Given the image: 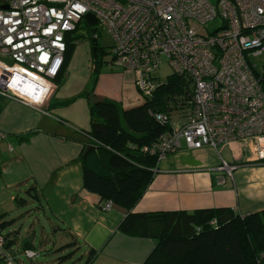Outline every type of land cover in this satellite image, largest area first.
I'll use <instances>...</instances> for the list:
<instances>
[{
  "label": "built area",
  "instance_id": "1",
  "mask_svg": "<svg viewBox=\"0 0 264 264\" xmlns=\"http://www.w3.org/2000/svg\"><path fill=\"white\" fill-rule=\"evenodd\" d=\"M87 13L97 20L91 37L98 41L104 32L112 40L105 63L133 71L144 99L161 84L152 74L163 58L173 73L191 79V98L174 110L175 119L154 114L168 126L145 150L157 164L182 143L189 149L228 146L248 163H264V69L258 73L250 62L264 54V0H218L217 6L210 0H0V96L36 109L47 102L57 87L66 37ZM216 18L220 27L203 28ZM235 168L221 159L218 180ZM111 206L106 201L103 209ZM5 244L0 228V258L11 262ZM21 254L34 259L39 253ZM257 263L264 264V252Z\"/></svg>",
  "mask_w": 264,
  "mask_h": 264
},
{
  "label": "crops",
  "instance_id": "2",
  "mask_svg": "<svg viewBox=\"0 0 264 264\" xmlns=\"http://www.w3.org/2000/svg\"><path fill=\"white\" fill-rule=\"evenodd\" d=\"M59 77L39 110L0 96V221L7 247L16 255L0 264H65L71 257L59 261V254L75 251L86 258L89 249L96 253L88 264H143L156 240L119 231L127 210L115 204L104 210L99 195L83 186V167L98 150L94 146L84 153L92 145L90 105L101 99L122 108L139 104L134 72L101 60L95 74L90 40L83 35ZM221 159L236 164L223 182L216 170ZM153 173L131 212L264 211V163H248L228 146L189 149L182 143ZM22 249L39 254L30 259Z\"/></svg>",
  "mask_w": 264,
  "mask_h": 264
},
{
  "label": "trees",
  "instance_id": "3",
  "mask_svg": "<svg viewBox=\"0 0 264 264\" xmlns=\"http://www.w3.org/2000/svg\"><path fill=\"white\" fill-rule=\"evenodd\" d=\"M82 36L75 32L67 35L62 69ZM85 36L91 38L89 29ZM99 51L98 47V66L102 59ZM56 80L60 81L59 75ZM192 89L190 78L172 72L153 96L139 105L122 108L107 99L91 103V128L87 134L98 150L95 160L83 167V186L99 195L102 207L110 201L127 210L118 225L119 231L156 240L143 264H258V256L264 252V211L245 215L226 207L192 212L130 211L150 183L157 165V157L145 150L168 130L154 114L172 113L187 103ZM5 249L14 261L16 255L9 251L7 238ZM95 253L89 249L80 264H88ZM63 258L67 256L58 260Z\"/></svg>",
  "mask_w": 264,
  "mask_h": 264
},
{
  "label": "rangeland",
  "instance_id": "4",
  "mask_svg": "<svg viewBox=\"0 0 264 264\" xmlns=\"http://www.w3.org/2000/svg\"><path fill=\"white\" fill-rule=\"evenodd\" d=\"M210 2L215 6H217L218 4V0H210ZM220 26H221V20L219 18H216V19H213L207 22L205 25H203V28L205 30H208L209 32H212L213 30H215L216 28ZM88 29L89 27L87 26V24L84 21H81L75 33L77 35H85L88 32ZM111 42H112L111 38L106 33L100 32V38L98 40V47L100 48L99 55L102 58L101 59L102 61L106 60L109 56V46ZM250 62L252 65H254V68L258 73H262V66H264V54L250 57ZM171 73H172V69L168 65L166 59L163 58L159 65V68L152 75L153 77H155V79L158 82L165 83L166 80L168 79V76ZM143 101H144V98L141 96V101L138 103L141 104ZM139 104H136V105H139ZM177 114H178L177 112L173 111L172 117L175 119L177 117ZM40 218L42 219V217ZM60 256H67V258L71 257L69 260L66 261L65 264H78L81 259L82 261H84V258H81V256L78 253H75V251H68V252L66 251V253H61L58 255V257Z\"/></svg>",
  "mask_w": 264,
  "mask_h": 264
},
{
  "label": "water",
  "instance_id": "5",
  "mask_svg": "<svg viewBox=\"0 0 264 264\" xmlns=\"http://www.w3.org/2000/svg\"><path fill=\"white\" fill-rule=\"evenodd\" d=\"M83 20L85 21V23L89 27V34L91 36L93 34H95L97 32V30H98V28H97V20H96L95 16L93 14H91V13H87V14H85L83 16ZM89 40H90L91 53H92V58H93V71L96 72L97 71V66H98V60H97V56H98V41L94 37H91ZM262 69H264V66H262ZM91 148H93V145H87L85 147L84 153H86Z\"/></svg>",
  "mask_w": 264,
  "mask_h": 264
}]
</instances>
